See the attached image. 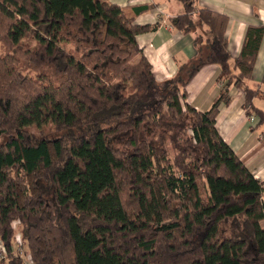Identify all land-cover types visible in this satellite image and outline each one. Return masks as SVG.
<instances>
[{"label": "trees", "instance_id": "trees-1", "mask_svg": "<svg viewBox=\"0 0 264 264\" xmlns=\"http://www.w3.org/2000/svg\"><path fill=\"white\" fill-rule=\"evenodd\" d=\"M177 1L169 26L206 35L157 82L137 41L163 22L136 24L152 5L0 0L1 264H264V180L216 128L232 87L250 132L264 126V74L244 86L264 27L247 28L232 60L228 17ZM210 65L221 90L199 112L186 87ZM49 125L52 137L28 130Z\"/></svg>", "mask_w": 264, "mask_h": 264}, {"label": "crops", "instance_id": "crops-1", "mask_svg": "<svg viewBox=\"0 0 264 264\" xmlns=\"http://www.w3.org/2000/svg\"><path fill=\"white\" fill-rule=\"evenodd\" d=\"M119 7L133 5H152V10L139 16L136 24H153L162 19L160 27L153 33L137 37L142 54L152 67L157 82H164L175 77L180 64L191 61L196 51L194 38L206 35L205 29L198 26L195 33L182 35L169 26L167 19L183 14V7L177 0H108ZM199 8L222 14L228 17L226 38L230 58L238 57L245 32L248 27H264V0H197ZM220 70L215 65L202 68L188 83L187 103L199 112H205L219 94L221 87L216 85ZM264 74V36L257 54L252 78L244 82V86L255 88L260 86ZM232 103L228 108L219 107L217 130L222 139L230 146L243 164L256 179L264 180V129L257 128L250 132L249 124L244 116L242 91L232 87L228 93ZM262 100L257 99V103ZM264 102V101H262ZM260 108V107H258ZM262 109V108H260ZM264 111V109H262ZM257 122V121H256Z\"/></svg>", "mask_w": 264, "mask_h": 264}, {"label": "rangeland", "instance_id": "rangeland-1", "mask_svg": "<svg viewBox=\"0 0 264 264\" xmlns=\"http://www.w3.org/2000/svg\"><path fill=\"white\" fill-rule=\"evenodd\" d=\"M27 42H25L26 44ZM0 52H1V47H0ZM258 107L264 109V102L260 101L257 103ZM264 129V126L263 128ZM33 135H36V136H44V137H52L54 134H55V130L54 128L52 127V125H49V126H45V127H42V128H38V127H31L28 129ZM15 223L17 222H14L12 224V228L15 229ZM262 227H264V221L262 222ZM17 230V229H15ZM15 242L17 244V246L19 247L20 244H21V239H20V235L19 234H16V237H15ZM17 247V249H18ZM3 244L0 242V259H1V253L3 252ZM0 264H1V261H0Z\"/></svg>", "mask_w": 264, "mask_h": 264}, {"label": "built area", "instance_id": "built-area-1", "mask_svg": "<svg viewBox=\"0 0 264 264\" xmlns=\"http://www.w3.org/2000/svg\"><path fill=\"white\" fill-rule=\"evenodd\" d=\"M248 121H249V124H251V125L255 124V119H253V118H249ZM263 187H264V184H263ZM14 225H15L14 227H15V229H16L18 223H15ZM20 239H21V238H20ZM21 244H22V243H21ZM21 244H20V246L18 247V253H19V255L23 256V252H22ZM5 256H6V253H5V250H4V248H3V252L1 253V259H2L3 257H5ZM23 257H24V256H23ZM24 263H25V264H32V262H31V258H30L29 255H27L26 257H24Z\"/></svg>", "mask_w": 264, "mask_h": 264}]
</instances>
